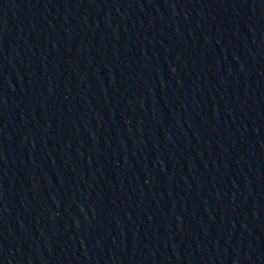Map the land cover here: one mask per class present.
I'll use <instances>...</instances> for the list:
<instances>
[{"label": "water", "instance_id": "1", "mask_svg": "<svg viewBox=\"0 0 264 264\" xmlns=\"http://www.w3.org/2000/svg\"><path fill=\"white\" fill-rule=\"evenodd\" d=\"M0 264H264V0H0Z\"/></svg>", "mask_w": 264, "mask_h": 264}]
</instances>
